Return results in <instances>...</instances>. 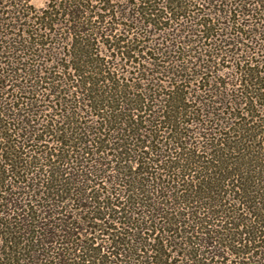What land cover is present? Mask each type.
Returning <instances> with one entry per match:
<instances>
[{"label":"trees","instance_id":"1","mask_svg":"<svg viewBox=\"0 0 264 264\" xmlns=\"http://www.w3.org/2000/svg\"><path fill=\"white\" fill-rule=\"evenodd\" d=\"M0 264H264V0H0Z\"/></svg>","mask_w":264,"mask_h":264},{"label":"rangeland","instance_id":"2","mask_svg":"<svg viewBox=\"0 0 264 264\" xmlns=\"http://www.w3.org/2000/svg\"><path fill=\"white\" fill-rule=\"evenodd\" d=\"M48 2V0H32V4L37 7V8H43L45 7L46 3ZM227 67H232V65L230 66V64L226 63V62H221L220 65L217 66L216 72L218 75H224L225 73H228L231 71V69H226Z\"/></svg>","mask_w":264,"mask_h":264}]
</instances>
